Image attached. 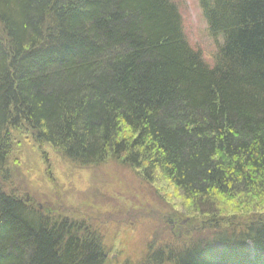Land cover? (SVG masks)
Segmentation results:
<instances>
[{
	"label": "trees",
	"instance_id": "16d2710c",
	"mask_svg": "<svg viewBox=\"0 0 264 264\" xmlns=\"http://www.w3.org/2000/svg\"><path fill=\"white\" fill-rule=\"evenodd\" d=\"M199 3L212 65L175 0H0V177L26 128L71 165L165 180L204 217L138 264H264V211L218 217L264 190V0ZM107 263L97 234L0 186V264Z\"/></svg>",
	"mask_w": 264,
	"mask_h": 264
},
{
	"label": "rangeland",
	"instance_id": "374dc122",
	"mask_svg": "<svg viewBox=\"0 0 264 264\" xmlns=\"http://www.w3.org/2000/svg\"><path fill=\"white\" fill-rule=\"evenodd\" d=\"M175 1L189 44L212 65L222 39L210 35L199 0ZM19 134H14L7 158V178L0 177L6 192L52 218H68L97 234L107 264H138L149 249L177 245L186 233L198 237L204 217L184 213L186 203L165 180L150 185L111 159L98 166L71 165L48 144L36 142L30 130ZM241 201L225 199L218 217L233 224L244 213L264 211V190L249 200L251 207Z\"/></svg>",
	"mask_w": 264,
	"mask_h": 264
},
{
	"label": "bare ground",
	"instance_id": "6f19581e",
	"mask_svg": "<svg viewBox=\"0 0 264 264\" xmlns=\"http://www.w3.org/2000/svg\"><path fill=\"white\" fill-rule=\"evenodd\" d=\"M1 179H5V178H1ZM5 182H6V181H4V183H5ZM0 186L2 187V189H3L4 191H6V190L4 189V186H3L2 183H0ZM7 193H8V192H7ZM26 202H27V201H26ZM247 249L251 251V250H252L251 245H248V246H247Z\"/></svg>",
	"mask_w": 264,
	"mask_h": 264
}]
</instances>
